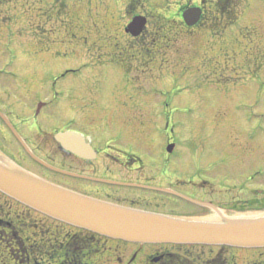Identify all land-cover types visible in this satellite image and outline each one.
I'll use <instances>...</instances> for the list:
<instances>
[{"label": "rangeland", "instance_id": "rangeland-1", "mask_svg": "<svg viewBox=\"0 0 264 264\" xmlns=\"http://www.w3.org/2000/svg\"><path fill=\"white\" fill-rule=\"evenodd\" d=\"M39 1L0 0V91L9 84L30 82L34 76L29 74L35 75L36 72L33 70H38L35 68L40 64L41 66L44 64V67L53 74L77 69L76 73L71 72L60 80L59 84L95 83L97 75L101 72L98 64L102 56L104 58L107 54H112L115 49L120 51L126 44L132 47L125 42L126 38L120 30V25L123 17L124 20L127 17L125 21L127 23L128 18L136 15L137 11H132L126 16L123 8L124 0H49L53 3L50 8L39 5ZM143 1L144 4L149 5V8L156 4L155 6L160 9V17L167 20H177V11L185 4H202L209 7L211 10L208 11L209 18L217 21L223 19L224 25L226 22L228 24L225 29L222 25L214 26V41L219 40L217 35H234L240 30L239 26L248 25L244 22H251L255 26V28L250 27L253 32L248 30L249 28L248 31L245 30L242 34L246 38L240 41L242 46L249 45L248 48L245 47L247 49L245 54H248L249 48L252 47L251 42L256 41L254 47L260 50L261 56L257 59L256 55L253 59L252 55H241L242 46H238L241 51L236 48L230 49L223 56L218 57L220 44H215L217 47L215 52L213 51L214 54L210 50L205 54V46L202 43L196 54L195 51H191V54L183 53L184 55L179 57L173 50H168L164 59L166 64L163 63L160 68L154 66L151 69L154 71H147L144 81H137V76L132 71L129 75L128 71L126 73L124 71L122 80L114 71L117 74L115 78L120 84L143 83L149 86V90L138 92L121 90V93H117L119 98L115 99L113 105L104 104L110 109H104L100 123L88 120L91 123L89 126L88 121L79 124L94 131V139L111 140L112 146H116V149L124 150L128 144L135 145L136 150H143L145 159L143 164H129L121 154L112 152L108 156L102 153L99 160L102 169L99 174L115 180L149 181L157 186L174 187L179 185L173 175L176 168L179 178L188 182L180 185V190L191 193L194 191L192 185L203 186L204 189L211 185L215 189H222L223 186L228 187L225 185L241 182L243 178H239L238 170L232 171V167L225 169L215 167L220 163L219 161L207 162L209 158L218 160L224 148L221 136L216 135L211 140L212 136L208 133L225 131L227 134H232L231 132L236 130L235 125L242 130H249L256 124L260 130L256 139L250 141L253 153L249 155L252 158L246 163L264 165V0H158L162 1L160 6L152 0ZM218 3H222L221 6L225 3L230 9L228 15L224 14L221 17V13L217 12ZM144 4L141 5V10L142 7H146ZM201 29L206 32L203 27ZM199 50L203 54L199 53ZM252 61L254 65L251 64ZM257 66L259 68L256 73L253 71L249 73L250 67ZM112 82H115L114 79H109L110 86ZM112 91L109 88L107 94ZM138 97L139 100H143V103L139 102V108L144 106L141 112L145 114L147 121L148 133L141 132L144 142L137 135L139 128L135 127L134 109ZM10 102L11 100H7V105L17 107ZM0 130L5 131L1 123ZM168 136L175 137L176 151L179 154L177 158H171L166 164L162 155L166 151L165 140ZM224 137L229 136L224 135ZM146 140H150V144ZM47 142L49 147L50 144L54 145L50 139ZM18 148L16 140L0 138V160L8 161L10 158L12 160L16 158L25 169L28 168V171L41 178L42 173H45L43 177L46 180L64 187L62 182L66 180L40 169L36 164L28 165V162L32 161L21 154ZM234 156L232 154L229 158ZM57 158L55 157V160ZM239 161V156L236 154L234 159L225 162L239 164ZM206 162L211 166L210 171H205L208 173L209 182L202 181L204 180L202 178H206L204 173L194 172L192 168V166L200 167L199 170L204 171L205 168L202 167ZM161 165L166 167L167 173H163ZM260 181L255 178L252 185H259ZM88 186V190L92 189L91 185ZM96 189L98 191L101 189L96 195L97 199L118 205L199 219L208 218L212 214L208 209L176 201L174 200L176 198L154 191L116 185H102ZM221 193L225 192L221 191ZM203 195L200 192L196 193V197ZM202 246L200 248L206 252L218 249L217 246ZM228 248L219 247L225 253ZM229 250L239 255L232 264H250L261 258L260 253H264L258 248L247 250L245 254L251 255L245 258L243 249Z\"/></svg>", "mask_w": 264, "mask_h": 264}, {"label": "flooded vegetation", "instance_id": "flooded-vegetation-1", "mask_svg": "<svg viewBox=\"0 0 264 264\" xmlns=\"http://www.w3.org/2000/svg\"><path fill=\"white\" fill-rule=\"evenodd\" d=\"M152 1L159 6L162 3V1L159 2L158 0ZM52 4L49 0L39 1V5L43 7L48 6L50 8ZM143 4V0H124L123 8L126 16L129 13L131 14L132 11H137V14L145 17V26L139 36L133 37L126 31V25L132 17L128 18L127 23L125 22L127 17L125 20L123 17L120 30L124 33L125 42L132 45V47L126 44L121 47L120 51L115 49L112 54L109 53L104 58L102 56L98 64L101 71L99 73L100 76L97 75L95 83L59 84L58 82L71 72L76 73L77 69H68L61 71L59 74H53L44 67V64L43 66L40 64L39 67L35 68L39 71L33 70V72H36L35 75L29 74V76H34L33 81L31 80L24 84H9L0 91V110L7 116L31 151L49 164L71 173L82 175L83 178L52 171L30 158L24 147L17 141L14 134L1 119L0 123L4 126L5 131L0 130V138L16 140L21 154L25 155L29 161H32L28 162V165L36 164L46 172L61 176L63 180H66L62 182L64 187L92 197H96L100 193L101 189L99 191L96 189L98 186L111 185L98 180L112 179L99 174L100 169H102L101 161H99L102 153L108 156L112 152H116L118 155L121 154L129 164H143L145 159L143 150H136L137 147L135 145L128 144L125 149L123 148L124 150L116 149V146H112L111 140H96L93 136L94 131L79 124L88 120L100 123L104 115V109H110L104 104L113 105L115 99L119 98L117 93L125 90H135V92L149 90V86L143 83L120 84L115 78L117 74L114 71L121 76L122 80L124 79V71L125 73L128 71V75L132 71L137 76V81H144L147 71L153 69L154 66L160 68V65L166 63L164 59L170 49L181 57L184 55L183 53L185 55L191 54V51H195V54L198 53V47L203 43L205 54H208L209 50L214 54L217 47L215 44L218 43L220 44L218 45L220 46L218 57H220L230 49L236 48L241 51L238 46H242L240 40L245 37L242 33L245 30L252 31L251 28H255L251 22L246 21L244 23L248 25L239 26L240 32L238 31L234 35H217L219 40L214 41V26L222 25L225 29L228 24L226 22L224 25L225 21L223 19L222 21H220L221 19L217 21L209 18V7L196 4L201 8V18L194 26H187L181 16V6L179 11H177V20H167L160 17V9L155 6L156 4H153L152 9L149 8V5L144 4L146 7H142L143 10H141L140 7ZM217 12L221 13L222 17L224 14L228 15L230 9L227 6H222L221 8L218 7ZM234 21L239 22L237 20ZM198 27L200 30H198ZM208 32L209 35L206 36ZM254 43L251 42L250 46L252 47L249 48L248 54L245 53L249 45L245 44L242 46L240 54L245 56L252 55L251 58L253 59L257 55V59H259L261 52L256 46L254 47L256 44ZM116 45L117 43L115 47ZM199 53L202 52L200 51ZM110 62L113 64L111 65ZM251 64L254 65V61ZM258 68V66L250 67L249 73L251 71L256 73ZM109 79H114L115 81L112 82V87ZM109 88L113 91L107 94ZM7 100H11L10 104L14 103L17 107L7 105ZM17 102H22L23 104L18 105L16 104ZM139 102L143 103V100H139L138 97L136 100L137 105L134 109L136 112L134 116L135 127L139 128L137 130L139 134L137 135L144 142L141 138V132L148 133L146 129L147 121L145 120V114L141 112L144 106L139 108ZM87 124L89 126L91 123ZM235 127L236 130L231 132L232 134H227L225 131H210L208 133L212 136L211 140L216 135L221 136L224 148L218 160L209 158L207 162L215 163L219 161L220 163L216 164L215 167L222 169L232 167V171L238 170L239 178H243L241 182L225 185L228 187L224 188L223 186L224 190H222L223 188L215 189L211 185L204 189L202 188L203 186L191 184L194 191L192 193L184 192L182 189L180 190V185L188 182L179 178L175 168L173 175L179 185L170 187L190 197L197 198V200L214 205L221 214L253 215L258 211L264 210V165L250 164V162L246 163V161L252 158V156H249L253 153L250 141L256 139L260 127H257L256 124L249 130H242L236 125ZM57 133H67L72 136L74 134L82 135L94 151L93 156L84 158L62 148L56 141ZM224 135L229 137L226 138ZM49 139L54 143V145L50 144V147L47 142ZM146 141L150 144V140ZM210 142L213 143L212 141ZM165 145L166 147H173L170 155L166 151L162 155V158H165V162L168 164L171 158L175 159L179 154L176 151L177 141L175 137L168 136L165 140ZM127 148L132 150L128 151ZM232 154L235 156L229 158ZM236 154L240 159L239 164L225 162L229 159H234ZM55 157L58 158L55 160ZM13 161L25 168L20 163V160L14 158ZM207 162L202 167L205 168L204 171H200V167L192 166L194 172L197 171L206 175V178H202L204 182H209L208 173L206 172L210 171L211 166ZM211 165L213 166V164ZM161 166L165 171L163 173H167L166 167L164 165ZM44 175L45 173H42V177ZM255 178H258L259 181L262 180L259 185H252ZM192 182L196 184L194 180ZM88 185H91L92 189L88 190ZM221 191L225 193L222 194ZM198 192L204 195L196 197ZM5 198L6 196L0 193V264H232L233 260L239 256L235 252H231L229 249H235L230 247L226 254L219 249L221 246H217L218 249L215 251L211 249L210 252H206L200 248L202 245L136 244L117 240L57 221L21 204L15 199ZM174 200L192 205V203L184 199ZM198 207L208 209L210 214L212 213L211 216L217 214L211 208ZM134 246L136 248H133ZM258 249L264 251V248ZM245 252L247 250L244 251L243 257L246 258L251 255L245 254ZM263 254L260 253L261 258L250 262V264H264V259L262 260Z\"/></svg>", "mask_w": 264, "mask_h": 264}, {"label": "water", "instance_id": "water-1", "mask_svg": "<svg viewBox=\"0 0 264 264\" xmlns=\"http://www.w3.org/2000/svg\"><path fill=\"white\" fill-rule=\"evenodd\" d=\"M199 15L200 10L198 9L186 10L183 13L189 25L194 24ZM143 24L141 17H135L128 29L133 35H137ZM0 117L35 161L53 171L83 177L54 167L34 155L1 112ZM56 139L65 149H70L80 156H89L87 155L88 147L81 140L66 134H58ZM101 181L163 191L217 211V208L210 203L197 201L171 189L103 179ZM0 191L55 219L125 241L228 245L248 248L264 246V213L245 218H225L221 215L220 220H204L133 209L57 186L3 160H0Z\"/></svg>", "mask_w": 264, "mask_h": 264}, {"label": "trees", "instance_id": "trees-1", "mask_svg": "<svg viewBox=\"0 0 264 264\" xmlns=\"http://www.w3.org/2000/svg\"><path fill=\"white\" fill-rule=\"evenodd\" d=\"M221 4H222V3H220V4L218 3V6L221 5ZM224 4H225V3H224Z\"/></svg>", "mask_w": 264, "mask_h": 264}]
</instances>
